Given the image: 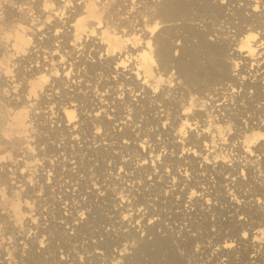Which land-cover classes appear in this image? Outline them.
Returning a JSON list of instances; mask_svg holds the SVG:
<instances>
[{
  "label": "bare ground",
  "instance_id": "1",
  "mask_svg": "<svg viewBox=\"0 0 264 264\" xmlns=\"http://www.w3.org/2000/svg\"><path fill=\"white\" fill-rule=\"evenodd\" d=\"M94 5L104 21L93 16ZM33 8L29 36L14 47L27 67L20 74L33 78L27 95L36 100L34 116L50 128L48 138L36 139L51 141L48 154L39 148L47 158L37 175L55 174L46 189L60 200L50 205L74 232L67 259L57 262H75L70 250L79 247L81 264H116L147 247L151 259L160 252L167 264L176 249L189 253L204 241L198 227L215 224L213 236L204 230L211 241L195 248V264H264V136L246 143L248 132L264 133V0H52L49 9L37 0ZM187 33L222 50L202 64L184 51ZM172 63L176 75H168ZM207 76L222 84L194 99L173 83L181 78L194 86ZM212 117L233 126L218 145ZM218 149L234 152V162L218 159ZM245 183L261 188L237 191ZM60 204L70 214L61 216ZM138 234L152 241L144 246ZM126 240L132 251L125 253ZM156 241L162 244L153 251ZM211 242L220 244L215 251ZM244 250L247 259L245 252L238 257Z\"/></svg>",
  "mask_w": 264,
  "mask_h": 264
},
{
  "label": "rangeland",
  "instance_id": "2",
  "mask_svg": "<svg viewBox=\"0 0 264 264\" xmlns=\"http://www.w3.org/2000/svg\"><path fill=\"white\" fill-rule=\"evenodd\" d=\"M36 1L37 0H0V165H1L0 166V264H60L58 262L61 261V258L67 259V257H65L66 255H68V253H66L67 246L69 245L68 248L71 249V246L73 245L72 238H70L72 241L70 239L68 241V237L73 236L74 232H71L70 230H66L65 228H63V227H66V226H63L62 222H64V221H61L60 218H57V214H56V213H58L57 210L53 209V206L50 205V200H54V201L56 199L58 201L60 200V199L56 198V197H58L56 195H54L52 197V191H51L52 189L51 188L49 189L47 187L49 190L46 189V186H48L49 185L48 183H50V181H51L49 179H52L51 176H54L55 174H53L52 170H49V172H51L49 175V172L46 173V170H45V172L41 173V174H45V176L41 175L42 177H45V178H42V180L39 178L40 176L37 175V173H40L39 167H40V164H42L41 158H43V159L47 158V157H45L46 155L41 157L39 152H40V150L46 149L47 154H48V150H49L48 148H50L49 146H51V144H50L51 141H47V144L45 142H43L39 145V144H37L38 142L36 143V139L38 138V136L39 137L44 136L43 138H45V139L48 138L47 136L49 134L47 133L48 131L46 129H47V127H48V130L50 128H49V125H47L46 128L44 129L43 128L44 124L41 123V121H37L36 117L34 116V113H35L34 112V107H35L34 103H36V100H34L33 98H29L27 95V89H28L27 84H28V82L33 80V78H27L24 76L22 77V75L20 74L19 71L23 70L22 69L23 67H25L24 70H26L27 67H26V65H22L21 62H19L20 52L17 51V49L14 47L16 44L20 43L19 42L20 38L24 39V38H28V36H29L30 30L32 28L29 20L31 18H33V16H34L33 5ZM41 1L42 0H40V2ZM51 5H52V0H46L47 9L51 8ZM92 12L94 13L93 16L96 17L97 21H102V20L104 21V17L102 15L98 14L95 5L92 8ZM90 18L93 19V17H90ZM107 20H109V18ZM31 24H32V22H31ZM195 24H197V23H195ZM184 36L188 42V43H185V50L184 51H186L188 55H193L194 57H196L197 60L199 62H201L202 64L207 65L209 61L214 60V57L216 56V54H218L219 50H222V48L219 46L209 47V45L207 43L200 45V44H198L197 37H195V38L191 37V35H188V33L185 34ZM172 41L174 44H176L178 42L181 45L184 44L183 40H181V39H177V40L172 39ZM196 42H197V45H196ZM192 44L195 46L193 47ZM169 54L172 58H177V57H179V55L181 53H180V51L178 52V50H174V51L172 50V51H170ZM156 64L158 65L157 61H156ZM170 66L171 67H169L170 70L168 72V75L172 74V73H175L174 75H176V70H177L176 66L173 63L170 64ZM18 72H19V74H18ZM215 74L217 76L221 77L223 75V66H222V68L220 67L219 71H216ZM161 77L164 78V76H161ZM207 77L202 79V81L200 83H197L198 86H196L197 84L196 85L194 84V86H188V83L185 80L183 82V79H181V78H179L178 80H174L173 83L178 82L180 86L184 87V91H185L184 96H185L186 100H189V99H194L199 94H203V93L209 94V92L213 88V86H215L214 88H217L220 86V84H222V82L219 83V81H218V84H219V86H218L216 80H213L211 78L209 79L210 76H207ZM163 83L166 84L165 82H163ZM199 85H200V88H197V87H199ZM202 86H204V87H202ZM193 87H196V88H193ZM204 89H207V90H204ZM208 89H209V92H208ZM23 90H24V92H23ZM187 90H189L188 94H187ZM197 90L199 91V93H197L198 92ZM200 96L201 95H199L198 97H200ZM29 111H30V113H29ZM210 119L212 121V122H210V124L214 127L213 139L216 141V144L218 145L219 143L223 142V140L226 138L229 130L230 131L233 130L232 122H227V123L219 122L218 117H212ZM41 128H43V129H41ZM45 130H46V132H44ZM260 136L261 137L264 136L263 131L254 130L251 133L248 132L247 138H246V143L247 142L252 143L254 138L260 137ZM36 145H37V147H36ZM41 146L44 147L45 149L44 148L39 149ZM242 147L244 148L245 145L242 144ZM36 150L38 152L37 154H36ZM233 153L234 152L226 154V152H224L222 150H219V149L216 150V154L218 156V159L222 160V157H227L226 162H225L226 164H232V162H234L235 156H233ZM177 154H180V149H178ZM99 159H102V158H98V160ZM239 159L236 158V160H237L236 162L240 164L241 159L240 160ZM103 161H104V164L108 163L107 160L106 161L103 160ZM97 163L98 162H96L95 159H91V165L92 166L94 165V167H95L97 165ZM239 164H237V165H239ZM242 164L243 163H241L240 166ZM2 165H4V166H2ZM194 166L196 168H198V163H194ZM1 167H4V168H1ZM236 168H237V166H236ZM262 168H264V167L262 166L261 169ZM236 171L239 173V171H240L239 168H237ZM263 171H264V169L262 170V172ZM51 174H53V175H51ZM48 175L50 177H48V179H47L46 177ZM261 176H263V173H261ZM46 184H48V185H46ZM245 184H246V186L244 187ZM245 184L242 185L237 191H240V190L251 191L252 189H255V191H256V190L261 188L257 184H255V185L248 184V183H245ZM44 185H45V187H44ZM49 187H50V185H49ZM221 189H223V187H221ZM43 190H45V192ZM49 191H50V193H49ZM252 191H254V190H252ZM44 193L47 194L46 197H45ZM39 197H41V198H39ZM42 198H44L46 200H44ZM24 200H26L28 202V204L25 205ZM39 202H40V205H39ZM35 206H37V208H39V209H37ZM42 206H43V208H47V209H48L47 206H49V209H52V210H50V212H49V209H48V211L44 214V211H42V209H43ZM63 208H64L63 204H60L59 205V209H60L59 214L61 216L62 215L64 216L65 214H70V211H67L66 209L64 210ZM61 209L63 210V212ZM25 210H27V211L25 212ZM43 210H45V209H43ZM65 211H67V212H65ZM51 213H53V214H51ZM28 215H29V218H27ZM50 215H53V216H50ZM51 217L54 219H52ZM58 217H59V215H58ZM42 218H43V220H42ZM56 218H57V220H56ZM210 218H208V219H210ZM47 219L49 222L47 221L45 223V221ZM26 220H28V221H26ZM53 220H55V221H53ZM24 221H26L27 223H25ZM52 221H53V223H52ZM59 221H61V222L59 223ZM56 222H58L59 224ZM23 223L26 224V226ZM50 223H51V225L49 226ZM30 224H31V226H30ZM43 224L46 225L47 227L44 229H41V227H43ZM58 225H60V226H58ZM212 225L211 226L208 225L209 227L206 226L205 228L204 227L203 228L198 227V232H199L200 236H203L204 241L203 242L199 241L198 244H196L197 246L193 245L194 247L192 246V248L190 250V252L192 251L191 253L190 252L187 253L186 249H183V248L176 249L174 251V257L172 255L169 258L170 260L165 259L168 262L167 264H169V262L170 263L172 262L173 264H180V263L181 264H195L194 258L192 257V255L195 253V250L197 249V247L200 246L202 243L205 244V243H207V241H208V243L211 241L210 235H212V233H209V232L216 230L215 229L216 225L215 224H212ZM29 226H30V229H29ZM34 227H37V228H34ZM212 227H213V229H212ZM230 228L231 227L227 228V231H231L234 229L232 227L233 229L231 228V230H230ZM58 229H60V230H58ZM91 229L93 231H96V228H95V230H94V228H91ZM64 230L66 231L67 235H66V237L63 238V235H61V232ZM168 230H170V229H168ZM204 230L208 234H210L209 235L210 241L208 239L209 236L207 235V233ZM56 231L57 232L59 231L58 232L59 235H58V233H56ZM170 231H172V230H170ZM201 231H202V233H201ZM244 231H245V229L243 230V232ZM81 232L82 231H80V233ZM243 232L239 231V234H241ZM56 234L58 237H56ZM70 234H71V236H69ZM176 236H177L176 232H174V231L170 232L168 240L170 242H174L177 238ZM75 237L74 238L76 240L74 239L75 240L74 242L79 243L81 240L80 239L81 236L75 234ZM206 237H207V240H205ZM27 238H29V239H27ZM78 239H80V240H78ZM97 239L99 240L100 238L96 237L95 240H97ZM138 239H139V241L142 240L141 243L144 244V246H145V244L150 243L152 241V239H149V237L147 240L141 234H138ZM143 239H146V240H143ZM28 240H30V243ZM27 241H28V243H26ZM33 242H34V245H33ZM61 242H62V244L64 242V244L62 245ZM157 242L158 243L161 242V244H162V241H156L155 244ZM221 242L222 241H220L219 243L222 244ZM123 243L126 245V250H124V252L125 253L130 252V249L132 247V241L126 240ZM133 243H135V242L133 241ZM158 243H157V245H155V247L157 249L155 247H151L153 249V251L159 250L157 247V246H159ZM219 243H218V245H216L213 242H211L210 245L212 247L210 246V250L212 249L215 251V248L217 246L219 247V245H220ZM47 244H49V245H47ZM59 246H61V247L64 246V247L61 248ZM31 247H33V248L31 249ZM144 248L145 249L141 253L135 255L134 260H132L133 259L132 256L129 257V260L131 261V263L129 262V260L127 261L124 258H120V260L117 261L116 264H132V263H134V264H149L150 263L151 264V261H150L151 258L149 257L148 254L152 253V250L148 251L149 253H147L145 251L147 249V247H144ZM52 249H54V250H52ZM55 249H57L58 251ZM62 249L63 250L65 249V251H63ZM76 249H78V250H76ZM109 249H110V251H113V250H115V247L110 244ZM131 251H132V249H131ZM70 252L74 256H76V257H74L75 258L74 261L76 263L75 262H71V263L67 262V264H77L80 261L79 259L83 255L82 250H79V247H77L74 250H70ZM244 252H245V250L242 252L241 255L238 254V257L239 256L241 257L244 254ZM59 253L62 256H59L60 255ZM75 253H76V255H75ZM157 253H160V252H157ZM157 253L154 252V254H156V255H157ZM79 254H82V255H79ZM244 255H243V257L244 258L246 257V259H247L250 255V252L246 251ZM54 256H56L57 259ZM155 256L151 259L152 264L153 263L155 264L156 262H159L160 260L162 262H159L156 264H160V263L166 264L165 261L162 260L161 253L157 255V256H159L158 259H157V256L156 257ZM177 256H178L179 260L176 259ZM180 257L184 258V259L181 260ZM236 257H237V255H236ZM156 260H158V261H156ZM177 261H178V263H177ZM196 262L199 263L198 261H196ZM78 264H81V262H79ZM220 264H222V263H220Z\"/></svg>",
  "mask_w": 264,
  "mask_h": 264
},
{
  "label": "built area",
  "instance_id": "3",
  "mask_svg": "<svg viewBox=\"0 0 264 264\" xmlns=\"http://www.w3.org/2000/svg\"><path fill=\"white\" fill-rule=\"evenodd\" d=\"M46 227H47V226L43 224V227H41V229H44V228H46Z\"/></svg>",
  "mask_w": 264,
  "mask_h": 264
}]
</instances>
